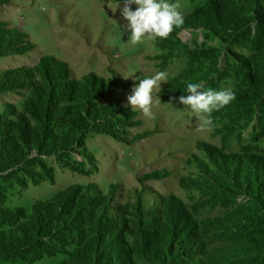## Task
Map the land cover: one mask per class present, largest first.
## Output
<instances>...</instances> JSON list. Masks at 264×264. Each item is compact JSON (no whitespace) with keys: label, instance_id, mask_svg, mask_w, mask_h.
<instances>
[{"label":"rangeland","instance_id":"rangeland-1","mask_svg":"<svg viewBox=\"0 0 264 264\" xmlns=\"http://www.w3.org/2000/svg\"><path fill=\"white\" fill-rule=\"evenodd\" d=\"M108 2L0 0V264H264V0H169L136 45ZM187 83L235 99L200 128Z\"/></svg>","mask_w":264,"mask_h":264},{"label":"clouds","instance_id":"clouds-1","mask_svg":"<svg viewBox=\"0 0 264 264\" xmlns=\"http://www.w3.org/2000/svg\"><path fill=\"white\" fill-rule=\"evenodd\" d=\"M133 4L137 6L135 10L132 8ZM107 7L115 13L119 4L113 7L109 0ZM120 14L127 21L121 27L130 32L128 39L133 45L141 43L144 38L166 39L175 28L184 24L180 4L169 0H124ZM168 76L166 71H156L137 79L139 82L133 84L125 107L130 105L133 109L141 110L146 119H153V108L161 103L160 97H156L154 92L161 89V84L168 81ZM186 93L187 95L182 94L178 98L171 97L169 103L175 100L190 109L197 117L200 128L211 127L212 112L219 111L235 99L231 88L214 90L205 88L203 83H187Z\"/></svg>","mask_w":264,"mask_h":264}]
</instances>
